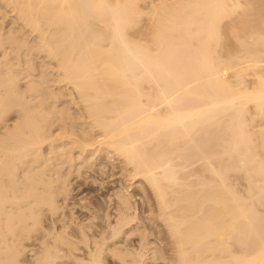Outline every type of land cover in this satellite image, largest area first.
<instances>
[{
	"label": "bare ground",
	"instance_id": "bare-ground-1",
	"mask_svg": "<svg viewBox=\"0 0 264 264\" xmlns=\"http://www.w3.org/2000/svg\"><path fill=\"white\" fill-rule=\"evenodd\" d=\"M1 3L68 94L35 79L17 29L0 31V264H155L168 250L166 264H264V159L247 123L264 118V0ZM230 171L247 172V197ZM104 176L122 184L98 196L106 208L70 203Z\"/></svg>",
	"mask_w": 264,
	"mask_h": 264
},
{
	"label": "rangeland",
	"instance_id": "rangeland-1",
	"mask_svg": "<svg viewBox=\"0 0 264 264\" xmlns=\"http://www.w3.org/2000/svg\"><path fill=\"white\" fill-rule=\"evenodd\" d=\"M4 8V9H3ZM8 7H6V5L5 4H3V3H1V0H0V24L2 25H0V31H1V33L3 32V34H5V35H7V34H9L8 33V31L9 32H13L12 30L14 29V31H16V29H17V34H18V36H17V34H16V36L18 37V38H23L22 39V41L20 42V43H24L23 44V47H22V51H21V53L23 52V54H24V56H25V58L27 59V61H31V60H33L32 62H34L33 64H35V68L36 67H38V68H36V71L34 72V75H36L37 77L35 78V79H37L39 76L38 75H40V76H43V77H46L48 80H49V83L47 84V87H50L51 89H52V91H55L54 93H60L61 91H63L64 93H67L66 92V90H64L65 88H64V85L63 84H58L57 82H55V80H56V78H57V76H55V75H57V72H56V68H55V62H53L50 58H48V56H47V54L45 55L41 50H39V45H38V42H39V40H35L37 37L34 35V34H32V35H30V32H28L27 31V29H25V28H21V26H22V24L20 23L21 21H19L18 19H16V15H15V13L12 11V9H10V8H8ZM7 12V14H5V13ZM4 13V14H3ZM2 17V18H1ZM7 17H9V18H7ZM8 19V20H7ZM15 19V20H14ZM6 20V21H5ZM15 22H17L16 24H15ZM15 25H17V26H15ZM5 30H4V29ZM21 28V29H20ZM11 29V30H10ZM20 29V30H19ZM4 31H6V33L4 32ZM22 33H21V32ZM28 32V33H27ZM0 33V34H1ZM20 33V34H19ZM3 34H1V35H3ZM26 34V35H25ZM30 36H29V35ZM21 35V36H20ZM22 35H23V37H22ZM25 35V36H24ZM34 35V36H33ZM30 37V38H27V37ZM32 36V37H31ZM27 41H26V40ZM30 39V40H29ZM35 40V41H34ZM27 42V45H26V47H25V43ZM32 42H34V43H32ZM28 44H30V46L28 45ZM34 44H36V45H38V46H36V45H33ZM32 45V46H31ZM27 46H29V47H27ZM232 46V45H231ZM36 47H38V48H36ZM27 48H29V49H26ZM31 49V50H30ZM37 49L39 50V51H37ZM235 50V49H234ZM33 51H35V52H33ZM33 53V55H32V53ZM218 52H222V51H218ZM41 53V54H40ZM46 53V52H45ZM224 53V54H223ZM231 53H233V52H227V53H225L224 51L221 53V54H219L220 56L219 57H223L222 59L223 60H225L224 58H228L229 59V57H224V55L225 54H231ZM236 53V52H235ZM216 54V53H215ZM1 55V54H0ZM41 55V56H40ZM217 55V54H216ZM230 56V55H229ZM30 57V58H29ZM31 57H33V58H31ZM25 59V60H26ZM43 60V61H42ZM49 60V61H48ZM38 63V64H37ZM44 64V66H43V64ZM48 63V67L46 66V64ZM42 68V69H41ZM43 69L45 70V71H43ZM53 70H54V72H53ZM232 71V70H231ZM55 73V74H54ZM229 73H231V72H228V74L227 73H225V74H227L226 76H229V77H227V78H229V79H227V80H232V81H234L235 80V82H236V79L235 78H233V76H232V73L231 74H229ZM247 73H248V76H249V74H250V76L248 77V76H246L247 75ZM42 74V75H41ZM48 74V75H47ZM45 75V76H44ZM243 75H245L244 77H247V78H245V84H244V86H245V88L246 89H248V87H249V89H252V87H254V85H253V82L255 81V79L252 77V73H250V72H246V74H243ZM53 76H54V78H53ZM51 80H50V79ZM54 79V80H53ZM244 79V78H243ZM242 79V80H243ZM53 81V82H52ZM253 81V82H252ZM51 84V85H50ZM57 84V85H56ZM63 86V87H62ZM61 89H60V88ZM59 88V89H58ZM68 94V93H67ZM70 98V99H69ZM63 101H62V100ZM72 101V99H71V97L70 96H67V97H65L64 99L63 98H60V100H58L59 101V105L60 104H62V103H64V105H63V107H69V106H72V105H69V103L71 104V101ZM61 101V102H60ZM251 105L249 104V107H250ZM251 108V107H250ZM252 109H253V107H252ZM249 110V112H248V115L247 116H254L253 114H252V111H253V113H254V109L253 110ZM247 114V113H246ZM250 114V115H249ZM263 116H259V117H257L256 119H254L255 120V122H250V121H248L247 123H248V126H251V123L252 124H254V125H252V126H254V128L251 126V127H248V129L250 130L249 132H251V136H252V144L256 147V149H257V151L256 152H258V153H260L259 154V159L260 158H262V159H260V160H263L264 158L263 157H261V156H264V149L263 148H259V146L261 145V143H262V140H263V138H264V133H262V132H264V127H263V125H264V118H262ZM245 119H246V121H247V119H249V117H246L245 116ZM249 120H251V119H249ZM246 123V124H247ZM250 123V124H249ZM255 127H257V128H255ZM263 127V128H262ZM56 127H54L53 128V130L55 129ZM57 129V128H56ZM55 129V130H56ZM259 129V130H258ZM54 130V131H55ZM209 130H211V128L209 129ZM254 130V131H253ZM256 130V131H255ZM258 130V131H257ZM263 130V131H262ZM261 131V132H260ZM256 134H258V135H256ZM259 139H261L260 141H259ZM212 143V144H211ZM210 143V146L211 147H214L213 146V143H214V145H215V142H211ZM263 144V143H262ZM263 146H264V144H263ZM261 147V146H260ZM259 150V151H258ZM211 153H212V150L210 151ZM210 154V153H209ZM208 158H209V156H207ZM212 157V156H211ZM196 158V157H195ZM197 159V158H196ZM212 158H210V160H211ZM200 160V159H199ZM209 161V160H208ZM105 162V163H104ZM117 162V161H116ZM194 162V161H193ZM200 163H197V161H196V163L195 164H191L192 166H188V167H185L184 169H186V171L187 172H189V174L192 172V174H193V172L195 173L196 171H197V168H198V170L199 171H197V172H200V170H201V166L204 164L203 163V161H199ZM264 162V161H263ZM98 163H103L105 166H106V171H107V174L109 173V174H111L113 171H114V169H115V171L114 172H120L119 170H120V165L119 164H117V163H115V162H113V164L111 163V162H109V161H106V160H99L98 161ZM108 166H107V165ZM109 164H110V166H109ZM198 165H201V166H198ZM116 166H117V168H116ZM111 167V168H110ZM190 168H191V170H193V171H191L190 170ZM193 168V169H192ZM109 169V170H108ZM118 169V170H117ZM117 170V171H116ZM231 172V171H230ZM237 172V171H236ZM229 173V172H228ZM244 173H247V172H240L239 171V173H235L234 171H232L230 174H227V175H229V176H231V177H233V178H230V177H228V179L229 180H227V181H229L230 182V184L229 185H231V184H233V182H234V186L233 185H231V186H233V188L236 190V191H238L241 195H243L244 197H247L248 196V186H249V178H248V174H244ZM238 174V175H237ZM240 176V177H239ZM245 176V177H244ZM106 176H104V178H105ZM107 178V177H106ZM104 179L103 181H97L95 184H96V186H95V184L94 185H91V186H85V188H79V190H78V188H77V186L79 185V182H78V180L76 179H74V181L72 182V184H71V189H75L76 190V188H77V190L75 191V192H72L71 193V197L73 196V199L71 198V201H70V203H75V204H78V202H81L82 200H84L85 198H86V201H91V202H93L94 200H96V201H94L93 203L94 204H99V205H101L102 207H103V205H104V203H105V205L104 206H106V204L108 205V201H103V203L102 202H100V200L98 201L97 200V198H98V196H102V197H107L109 194H111L114 190H115V188L117 189V188H119L120 187V185H122V184H120L119 183V180H120V178H119V176H115V177H113V180L111 181V179L109 180V178H107V179ZM115 178V179H114ZM237 178V179H236ZM248 178V179H247ZM194 179V178H193ZM233 179V180H232ZM111 181V182H110ZM100 182V183H99ZM77 183V184H76ZM114 183V184H113ZM128 183V182H127ZM101 184V185H100ZM102 184H103V186H102ZM113 184V185H112ZM126 184V183H125ZM73 185V186H72ZM110 185V186H109ZM127 185V184H126ZM138 184H136V186H137ZM100 186V187H99ZM102 186V187H101ZM113 186V187H112ZM247 186V187H246ZM79 187V186H78ZM105 188V191L107 190V192L105 193L104 192V188ZM238 187V188H237ZM87 188V189H86ZM101 188V189H100ZM107 188V189H106ZM110 188V189H109ZM100 190V191H99ZM246 190V191H245ZM102 191V192H101ZM93 192V193H92ZM95 192V193H94ZM103 192H104V194H103ZM141 191L140 190H138L137 188L135 189V190H133L132 191V194L133 195H135V196H137V195H139V194H141L140 193ZM247 192V193H246ZM136 193V194H135ZM85 194V195H84ZM90 194V195H89ZM95 194V195H94ZM82 195V196H81ZM247 195V196H246ZM75 196V197H74ZM77 196V197H76ZM86 196V197H85ZM95 196V197H94ZM81 197V198H80ZM93 197V198H92ZM139 197V196H138ZM137 197V198H138ZM263 196H260L259 197V199H261ZM89 198V199H88ZM261 200H263L264 201V199H261ZM260 201V200H259ZM262 202H260V204H261ZM62 204V203H61ZM137 204H138V202H137ZM135 205V206H137L136 208H137V215L140 213V211L138 210V205ZM264 203H262L261 205H259V203H257V208H258V213H260L259 215L261 216V218H263V219H261V220H264V205H263ZM107 207V206H106ZM106 207H103V208H106ZM69 209V208H68ZM70 210V209H69ZM109 212H110V210H109ZM79 213V212H78ZM102 213V212H101ZM104 213V212H103ZM102 213V214H103ZM75 214L77 215V211L75 212ZM79 214H81V213H79ZM78 214V215H79ZM75 216V217H78L79 218V220H82V219H86V215H85V213L83 214H81V215H79V216ZM143 216V217H142ZM82 217V218H81ZM144 218L145 217V215L143 214V215H141V213H140V218ZM141 218V219H142ZM139 221H141V220H139ZM144 220L142 219V223L140 224L141 226H143V227H145V228H151V225L148 223V222H143ZM140 223V222H139ZM262 223L264 224V221H262ZM142 232H143V229H142ZM140 233L141 232H139V235H140ZM149 233V231H145V232H143V234H145L147 237H149V238H151L150 236V233ZM150 235V236H149ZM167 250V249H166ZM167 252V255L165 256V257H167L168 258V260H169V258L170 257H173V255L171 254V252L168 250V251H166ZM24 256H26V257H23V258H21L22 260V263L23 264H36V261H35V256L34 255H32L31 253H29V252H26V254L24 255ZM168 260H164V259H162V260H158L157 261V263L155 262V264H166V263H170V260L168 261ZM26 261V262H25ZM31 261V262H30ZM25 262V263H24ZM28 262H30V263H28ZM33 262V263H32ZM158 262H160V263H158Z\"/></svg>",
	"mask_w": 264,
	"mask_h": 264
}]
</instances>
